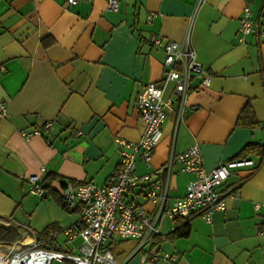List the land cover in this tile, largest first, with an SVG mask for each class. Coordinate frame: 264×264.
I'll return each instance as SVG.
<instances>
[{
	"label": "crops",
	"instance_id": "1",
	"mask_svg": "<svg viewBox=\"0 0 264 264\" xmlns=\"http://www.w3.org/2000/svg\"><path fill=\"white\" fill-rule=\"evenodd\" d=\"M194 3L119 0L118 9L110 10L107 0H0V255L47 237L51 229L58 232L53 248L73 251L80 242L66 240L64 233L76 225L78 211L62 207L55 195L64 181L105 184L119 164L117 138L141 136L136 95L149 82L159 84L163 74L164 51L149 41L153 33L178 42L188 34L210 80L198 87L199 79H191L178 121L173 83L167 85L164 95L173 105L149 164L138 159L136 173L160 179L155 170L169 155L193 144L211 169L247 143L264 141V33L251 32L243 40L238 34L244 6L264 25V0H206L189 25ZM245 107L259 126L236 124ZM45 121L51 125L41 135L21 136L20 130ZM257 161L251 155L237 159L222 186L226 207L213 212L210 222L191 216L186 235L169 236L177 222L162 220L165 237L156 249L170 253L171 260L142 261L134 239L113 237L108 245L116 261L264 264V163L256 166ZM170 172L169 196L180 197L193 174L181 171L177 160ZM31 174L47 182L45 196L29 192ZM138 192L126 199L143 201Z\"/></svg>",
	"mask_w": 264,
	"mask_h": 264
},
{
	"label": "built area",
	"instance_id": "2",
	"mask_svg": "<svg viewBox=\"0 0 264 264\" xmlns=\"http://www.w3.org/2000/svg\"><path fill=\"white\" fill-rule=\"evenodd\" d=\"M75 2L66 0L67 4ZM205 2L195 0L189 25ZM118 5L119 0H107V8L110 10H117ZM152 16L153 13H150L147 21ZM251 32L264 33V25L251 17L249 6H244L238 29L239 40ZM149 41L164 51L163 74L159 84L149 82L136 95L135 106L144 121L141 136L137 141L117 138L119 164L105 184L68 181L60 190L65 208L78 211L76 225L64 230L66 240L79 237L80 242L73 251L53 248L50 244L58 232L51 229L47 237L34 238L28 245L0 255V264H51L54 260H69L75 264H119L108 245L113 237L134 239L133 250L141 252L142 261H167L173 256L156 249L165 237L161 233L162 220L199 215L210 222L213 212L225 209L226 192L222 186L236 161H220L211 169H206L197 144L176 155L171 153L166 163L155 170L161 174L160 179H153L150 173L135 172L138 159L149 164L152 151L162 135L166 112L173 105V98L164 95L167 85L173 83L172 94L178 104V121L186 110L191 79H199L198 87L208 86L210 80L209 74L197 60L196 50L188 34L183 42H178L153 33ZM50 125V121H45L42 126L32 130H20V134L30 139L33 135H41L42 129H49ZM175 160L179 161L180 170L192 173L193 178L186 183L182 196L170 198L168 178L171 164ZM40 171L44 173L46 168L41 166ZM26 180L30 184V193L37 196L44 193L41 175L31 174ZM134 189L139 190L138 194L143 201L126 199Z\"/></svg>",
	"mask_w": 264,
	"mask_h": 264
},
{
	"label": "trees",
	"instance_id": "3",
	"mask_svg": "<svg viewBox=\"0 0 264 264\" xmlns=\"http://www.w3.org/2000/svg\"><path fill=\"white\" fill-rule=\"evenodd\" d=\"M237 125H243V126H249V127H255V126H259V122L254 119L253 117V113L252 111L248 108L245 107L241 113L239 114L238 118H237ZM256 156L258 157V161H257V165L259 166L262 163H264V141H262L261 143H256V142H250L247 143L246 145H244L241 150L232 158H230V161H237V159H244L247 156ZM45 181L49 180V177L46 176ZM66 182H62V184L64 185ZM48 186H45L44 189H47ZM55 199L59 202V204L65 208L64 203L62 201V198L59 195H55ZM71 212H73L76 209H69V208H65ZM188 219L189 218H175L174 221L177 222V225L172 229V231L169 233V236H184L187 234L188 232ZM47 235V234H46ZM39 238H41V235L38 236Z\"/></svg>",
	"mask_w": 264,
	"mask_h": 264
},
{
	"label": "water",
	"instance_id": "4",
	"mask_svg": "<svg viewBox=\"0 0 264 264\" xmlns=\"http://www.w3.org/2000/svg\"><path fill=\"white\" fill-rule=\"evenodd\" d=\"M46 184H47V182H45V183L43 184V186L45 187V186H46ZM42 195H43V196H45V193H43Z\"/></svg>",
	"mask_w": 264,
	"mask_h": 264
}]
</instances>
